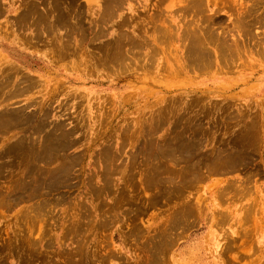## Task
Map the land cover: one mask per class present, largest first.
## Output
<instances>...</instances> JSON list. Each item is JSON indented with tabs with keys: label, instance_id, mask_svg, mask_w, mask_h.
I'll list each match as a JSON object with an SVG mask.
<instances>
[{
	"label": "rangeland",
	"instance_id": "rangeland-1",
	"mask_svg": "<svg viewBox=\"0 0 264 264\" xmlns=\"http://www.w3.org/2000/svg\"><path fill=\"white\" fill-rule=\"evenodd\" d=\"M0 113V264H264V0H0Z\"/></svg>",
	"mask_w": 264,
	"mask_h": 264
},
{
	"label": "bare ground",
	"instance_id": "bare-ground-1",
	"mask_svg": "<svg viewBox=\"0 0 264 264\" xmlns=\"http://www.w3.org/2000/svg\"><path fill=\"white\" fill-rule=\"evenodd\" d=\"M196 44V43H195ZM203 52V51H202ZM222 53V52H221ZM207 54V53H206ZM196 55V54H195ZM199 55H201V54H199ZM221 57V56H220ZM195 58H196V56H195ZM4 78L3 79H1V81L2 82H4V84H5V81H6V78H7V76H6V74H5V76H3ZM5 117V118H4ZM11 117H12V119H11ZM16 117H18V114H9V113H0V122H3L4 120H7L8 122L10 121L11 122V120H14ZM20 118H22L21 116L18 118V120L20 119ZM4 119V120H3ZM17 119V118H16ZM15 119V120H16ZM21 120V119H20ZM62 133H64V132H61V134ZM60 134V133H59ZM58 136V135H57ZM56 136V137H57ZM60 136V135H59ZM59 139V138H58ZM54 140V139H53ZM56 140V139H55ZM54 142V141H53ZM46 143V142H45ZM59 143V142H58ZM53 143H51V146H52V149L51 150H53V152H52V154L54 153V149L56 150V148H54V147H56V145H57V142L56 143H54V144H56L55 146H53L52 145ZM49 145V144H48ZM47 146V145H46ZM46 146H44V148H43V152H44V149L46 148ZM60 145H58L57 147L58 148H60L59 147ZM66 148V147H65ZM49 149V148H48ZM47 148L45 149L46 151L48 150ZM61 150H64L63 148H61ZM61 150H59V151H61ZM58 151V150H57ZM50 154H51V151L49 152ZM49 153H48V151H47V153L46 152H44V154L42 155V161H43V158H44V160H45V162H44V164L46 163V161H47V163L49 164V162L51 163V160L54 158L53 157V155L51 156V155H49ZM58 153V152H57ZM37 155V154H36ZM56 155V154H55ZM31 156V155H30ZM38 157V156H37ZM37 157L36 158H34V159H36L37 161L39 160V158L41 157H39L38 159H37ZM55 157H57V155L55 156ZM41 159V158H40ZM54 160V159H53ZM52 160V161H53ZM40 161V160H39ZM36 162V161H35ZM68 162V161H67ZM46 163V164H47ZM57 167H60V165L59 166H57ZM33 168V166L31 167V169ZM70 168H71V166H70ZM70 168L68 169V168H62V169H60V171H61V173L59 174V176H61V175H63V173H67L68 172V170H70ZM68 169V170H67ZM47 171V170H46ZM55 171H57V170H55ZM49 173H51V171L49 172ZM53 173V172H52ZM35 174H37L36 172H35ZM39 175V174H38ZM37 175V176H38ZM46 175V174H45ZM56 174H51V175H48L47 176V178L46 177H44V178H46V179H52L53 178V176H55ZM35 177H36V175H35ZM36 178H38V177H36ZM55 178V180H56V178H57V176L56 177H54ZM58 178H60V177H58ZM62 178V177H61ZM65 178V177H64ZM39 180H41L40 179V177L38 178ZM43 179V178H42ZM59 180V179H58ZM61 180H63V178L61 179ZM60 180V181H61ZM65 180V179H64ZM55 183V182H54ZM49 186V185H48Z\"/></svg>",
	"mask_w": 264,
	"mask_h": 264
}]
</instances>
